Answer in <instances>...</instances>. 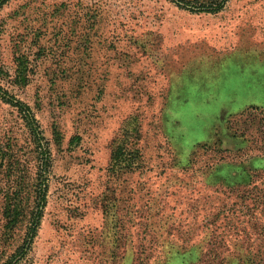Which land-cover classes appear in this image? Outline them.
I'll use <instances>...</instances> for the list:
<instances>
[{
  "label": "rangeland",
  "instance_id": "374dc122",
  "mask_svg": "<svg viewBox=\"0 0 264 264\" xmlns=\"http://www.w3.org/2000/svg\"><path fill=\"white\" fill-rule=\"evenodd\" d=\"M0 90V264H264V0H0Z\"/></svg>",
  "mask_w": 264,
  "mask_h": 264
},
{
  "label": "trees",
  "instance_id": "16d2710c",
  "mask_svg": "<svg viewBox=\"0 0 264 264\" xmlns=\"http://www.w3.org/2000/svg\"><path fill=\"white\" fill-rule=\"evenodd\" d=\"M168 1L173 3L176 7L190 13L217 14L223 10L228 0H168ZM21 68H24V66L22 65ZM17 77L21 81L24 79L23 69L17 70ZM1 98L6 104L10 105L11 107L17 110L24 126L26 127L29 133L32 144L35 147V150L36 152H38V157L40 161H42L41 170H43V172L46 173L49 165L48 148L46 143L44 142V139L39 130V126L37 125V121L34 118L30 108L23 102L16 100L12 97L4 98L3 96H1ZM124 155H125V151L118 148V150L115 153L114 160L121 161L122 160L121 157ZM122 161L121 163L123 164ZM129 165L130 164H127L124 167L128 168ZM131 165H134V162H131ZM43 172L40 171L39 169L35 179V184L33 187L34 189L32 191L33 202L30 205L31 207L28 213L29 216L28 226L25 232L23 243L20 244V246L16 249L15 252L18 257L24 256L27 250L29 249V245L36 235L37 227L39 225L40 219L42 217L43 209L45 207L47 186L45 183L46 182L44 176L45 174H42ZM19 209L20 208L17 205L14 206L11 203H8L4 207V215L5 218H7L8 220L7 226L9 225V229L16 222L15 219L18 216ZM8 264H11V262H8Z\"/></svg>",
  "mask_w": 264,
  "mask_h": 264
}]
</instances>
